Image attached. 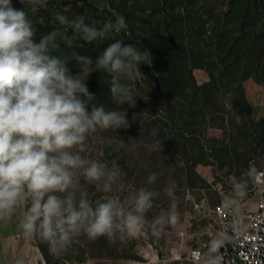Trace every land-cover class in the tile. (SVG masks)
Wrapping results in <instances>:
<instances>
[{"label":"clouds","instance_id":"obj_1","mask_svg":"<svg viewBox=\"0 0 264 264\" xmlns=\"http://www.w3.org/2000/svg\"><path fill=\"white\" fill-rule=\"evenodd\" d=\"M19 2L23 8L0 0V227L14 222L54 255L81 237L135 236L145 226L154 193L141 184L123 199L112 195L119 165L92 156L89 141L130 126L125 105L134 107L143 98L138 80L145 77L141 65L152 63L151 53L114 38L128 31L126 17L115 9L103 21L86 12L69 17L70 5L55 0L59 10L51 13V30L38 36L33 14L53 7L52 0ZM99 6L110 8L108 0ZM110 38L94 58L75 51L81 47L77 41ZM62 45L78 72L69 68ZM94 72L107 74L102 83L109 85L115 107L90 92L87 81ZM161 141L157 137L153 147ZM113 144V151L126 145L119 136ZM155 179V173L147 176ZM86 185L105 195L93 199Z\"/></svg>","mask_w":264,"mask_h":264},{"label":"rangeland","instance_id":"obj_2","mask_svg":"<svg viewBox=\"0 0 264 264\" xmlns=\"http://www.w3.org/2000/svg\"><path fill=\"white\" fill-rule=\"evenodd\" d=\"M235 2L236 0H108L109 8L108 6L100 7L99 0H62L63 4L70 5L65 10V14L69 17L86 12L91 19L103 21L111 16L110 9L117 10L126 17L128 23V31L126 33L122 32L117 37L122 38L125 43H138L140 48L143 47L145 42L142 38L148 40L153 33L152 30L155 27L158 28V24L161 26L162 31V25L166 17H168L167 21L170 23L169 29L173 31L172 36L178 43L180 37L178 30H180L182 24L180 18L184 19L188 11L192 12L193 18L201 16L200 22L201 24L204 23V30L208 29L207 37L213 38V41L216 42L218 30L215 27V22L220 21L222 26L226 15H229L231 8L235 6ZM52 3L53 5L50 6L53 7L40 9L33 14L34 24L39 32L40 29L51 30V13L54 10H59L54 7L55 0H52ZM259 4L263 6L264 11V0H260ZM13 6L16 8L24 7L19 0H13ZM251 9L253 15H256L254 3H252ZM258 17V15L253 16L260 28L261 23ZM184 30V35L189 38L188 35L191 30L188 27ZM69 34H71L70 29ZM117 37L114 38L117 39ZM78 43L79 41H77ZM79 45L81 46L82 43H79ZM102 49V47H97L94 57ZM77 50L78 48H76ZM258 59L259 61L256 60L251 68L252 76L243 84V87H245L247 98L253 104L262 103L264 107V56H260ZM69 68L74 73L79 71L75 67ZM141 71L145 77L139 79L140 91L143 97L139 98L146 103H149L153 98L161 106L165 103V100L170 98L169 91L166 89L167 79L170 75L163 73L160 69L153 70L152 64L141 65ZM193 74L200 86L210 80L205 69H194ZM160 89L164 94L162 100L157 92ZM219 108L223 111V115H227L228 119L231 120L232 107L230 99L226 98L223 106H219ZM159 113H166L164 105L159 108ZM261 115L262 113L258 117ZM147 121L148 116L141 114L138 122L133 123L128 128H122L118 132H100L97 134L99 140L94 137L89 141L92 156L108 161L115 160L119 165L120 176L113 187L112 195L123 199L132 194L141 184H146L149 190L154 193L151 207L145 213V226L143 229L132 237L87 239L90 247L92 245L96 247L97 244V248L100 246L103 249L95 248V250H92L90 248L92 255L114 254L140 260L144 259V255L147 253L150 255L157 252L161 254V248L167 242L166 238L160 235L159 229L178 225L188 208L185 202V193L190 190L195 196H199L204 190L207 191L208 181L215 173L214 168H210L208 164L198 163L196 150L191 144H189L190 160L184 151H177L172 145L175 133L174 135L172 133L168 134L165 138L160 136L161 143L153 147L154 141L158 137L155 136L158 133V128L150 129L146 126L144 129L138 130V126ZM177 124L179 125V123ZM256 125L260 127L259 124H254V126ZM116 136H119L126 145L121 146L117 151H113V138ZM206 137L209 141L216 142L215 146L212 143L214 150L227 147L226 141L228 138L226 137H228V134L226 135V132L208 131ZM232 155L235 154H230V156ZM237 156L239 155L237 154ZM241 156L249 159V166H251V160L257 158V165L264 167V142L252 154ZM212 163L209 164L212 165ZM149 173H155L156 175V179L151 184L147 180ZM86 188L93 199L105 195V193L97 191L93 185H86ZM81 238L83 240L84 237ZM81 238H78V241Z\"/></svg>","mask_w":264,"mask_h":264},{"label":"trees","instance_id":"obj_3","mask_svg":"<svg viewBox=\"0 0 264 264\" xmlns=\"http://www.w3.org/2000/svg\"><path fill=\"white\" fill-rule=\"evenodd\" d=\"M259 2L260 0H236L235 6L231 8L230 14L226 15L222 26L220 21L215 22L218 30L216 42L213 38L207 37L208 29L204 30V23L200 22L201 16L193 18L192 12L188 11L184 19L180 18L182 24L178 30L180 37L177 43L166 17L162 31L158 24V28L152 30L153 33L148 40L142 38L145 41L142 48L151 53L153 70L160 69L170 75L166 83L170 98L161 106L153 98L146 103L139 97L136 98L134 107L125 105L130 126L138 122L141 114H145L148 116V121L139 125L138 130L146 126L150 129L158 128L155 136H164L163 138L175 133L172 145L177 151H184L190 160L189 144H191L196 150L199 164L215 163L218 171L224 176L233 173L236 183L244 189L251 186L249 178L251 166L248 163L249 159L241 155L252 154L264 142V112H261V107L255 106L247 98L243 87L252 76L253 63L259 61L260 56H264V11ZM252 3L255 5L256 15L251 12ZM257 15L261 23L260 28L257 26L256 18H253ZM186 26L191 30L189 38L184 35ZM47 31V29H40V32L37 30V35ZM111 39L94 43L79 41L82 45L75 51L80 55L94 57L96 48L107 47ZM117 39L122 38L117 37ZM61 51L69 56L71 63L68 66L74 67L75 60L71 57L70 50L62 45ZM197 68L208 72L210 77L208 83L201 86L197 84L193 74L194 69ZM107 79V74L94 72L87 81V86L98 101L105 103L106 106L115 107L109 100V85L102 83ZM138 87H140L139 80ZM157 92L162 100L163 91L160 89ZM226 98L230 99L233 113L244 118L245 122L239 127L235 126V131L226 141L227 147L214 150L216 142L209 141L206 132L210 126H220L225 123V115L219 106H223ZM163 105L165 114L159 113V108ZM260 113H262L263 130L256 132L250 129L249 123ZM185 138L187 139L184 140ZM231 152L235 155L230 156ZM237 154L239 156L236 157ZM148 182L152 183V181Z\"/></svg>","mask_w":264,"mask_h":264},{"label":"built area","instance_id":"obj_4","mask_svg":"<svg viewBox=\"0 0 264 264\" xmlns=\"http://www.w3.org/2000/svg\"><path fill=\"white\" fill-rule=\"evenodd\" d=\"M257 161L251 160L247 189L232 174H214L207 191L185 193L188 208L180 223L159 229L167 242L162 263L264 264V167ZM144 257L153 260L148 253Z\"/></svg>","mask_w":264,"mask_h":264},{"label":"crops","instance_id":"obj_5","mask_svg":"<svg viewBox=\"0 0 264 264\" xmlns=\"http://www.w3.org/2000/svg\"><path fill=\"white\" fill-rule=\"evenodd\" d=\"M255 106L261 107V112H264L262 103L255 104ZM231 113V120H229V117L225 115V123L223 125L210 126L207 130L226 132V135L228 134V137L226 138H229L235 131V126L238 125L239 127L243 122H245L244 118L236 113H233V109ZM261 117L262 115L252 118V121L249 123L251 130L254 129L256 132H262L263 128L261 124ZM254 124H259L260 127H257V125L254 126ZM208 165L210 168H214V174H219L222 177L224 176V174L218 171L215 163ZM230 174L234 175L233 173ZM90 248L92 250H95V248L101 249L100 246L97 248V244L96 247L93 245L90 247L87 239L83 238L82 240L81 238L80 241L77 240L73 246L61 255H54L49 252L48 246L44 242H41L34 237H26L19 232L14 222H9L7 225L0 227V264H18V262H21V264H40L41 262L43 264H190L180 261L162 263L160 261L162 255L155 253H153V260L150 262L147 261L146 258L138 260L130 257L116 256L114 254L96 256L91 254L92 252H90Z\"/></svg>","mask_w":264,"mask_h":264},{"label":"water","instance_id":"obj_6","mask_svg":"<svg viewBox=\"0 0 264 264\" xmlns=\"http://www.w3.org/2000/svg\"><path fill=\"white\" fill-rule=\"evenodd\" d=\"M40 264H43L42 262Z\"/></svg>","mask_w":264,"mask_h":264}]
</instances>
